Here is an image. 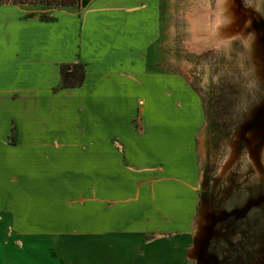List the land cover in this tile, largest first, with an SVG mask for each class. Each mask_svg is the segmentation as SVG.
Returning <instances> with one entry per match:
<instances>
[{"label":"crops","instance_id":"crops-1","mask_svg":"<svg viewBox=\"0 0 264 264\" xmlns=\"http://www.w3.org/2000/svg\"><path fill=\"white\" fill-rule=\"evenodd\" d=\"M162 1L0 3V264H194L202 115L156 56Z\"/></svg>","mask_w":264,"mask_h":264},{"label":"rangeland","instance_id":"rangeland-1","mask_svg":"<svg viewBox=\"0 0 264 264\" xmlns=\"http://www.w3.org/2000/svg\"><path fill=\"white\" fill-rule=\"evenodd\" d=\"M162 22L161 69L202 115L193 262L264 264V0H163Z\"/></svg>","mask_w":264,"mask_h":264},{"label":"trees","instance_id":"trees-1","mask_svg":"<svg viewBox=\"0 0 264 264\" xmlns=\"http://www.w3.org/2000/svg\"><path fill=\"white\" fill-rule=\"evenodd\" d=\"M81 0H0V3L3 2H14V3H33V4H42L49 6L47 8H57V7H70V6H80ZM42 19H52L53 16L51 12L40 14ZM85 77L84 65L81 63H75L71 65V68L68 66L62 67L61 71V86L62 87H76L82 84Z\"/></svg>","mask_w":264,"mask_h":264}]
</instances>
